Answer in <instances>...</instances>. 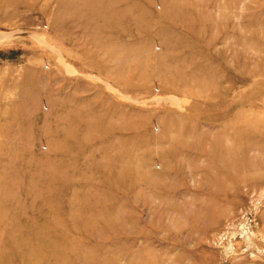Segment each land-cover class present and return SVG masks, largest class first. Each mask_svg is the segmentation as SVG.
<instances>
[{"label": "rangeland", "instance_id": "1", "mask_svg": "<svg viewBox=\"0 0 264 264\" xmlns=\"http://www.w3.org/2000/svg\"><path fill=\"white\" fill-rule=\"evenodd\" d=\"M0 264H264V0H0Z\"/></svg>", "mask_w": 264, "mask_h": 264}]
</instances>
